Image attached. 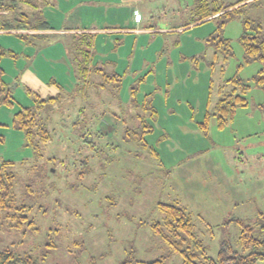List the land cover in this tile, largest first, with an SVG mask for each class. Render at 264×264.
Here are the masks:
<instances>
[{
  "label": "rangeland",
  "instance_id": "obj_1",
  "mask_svg": "<svg viewBox=\"0 0 264 264\" xmlns=\"http://www.w3.org/2000/svg\"><path fill=\"white\" fill-rule=\"evenodd\" d=\"M200 1L214 8L238 0H55L44 10L54 30L154 29L94 38L92 62L121 81L118 89L92 85L87 97L66 96L75 81L68 35L22 40L0 32V47L14 55L0 61L14 103L0 107V158L12 163L13 194L27 218L21 230L3 227L0 249L28 253L39 264H181L152 229L163 221L157 204L184 208L211 258L224 242L239 250V221L262 225L264 91L253 82L261 64L244 62L239 39L244 20L264 33V0L246 1L226 21L175 30L193 21ZM218 38L229 41L226 60L225 47L216 53L209 41ZM235 76L249 86L247 105L223 128L213 116L201 130L220 87ZM58 94L60 102L36 109L50 133L38 157L11 128L12 115L35 107L36 96ZM145 96L155 111L144 115L153 131L142 141L128 138L125 131L137 127L133 116L144 114L130 99Z\"/></svg>",
  "mask_w": 264,
  "mask_h": 264
},
{
  "label": "trees",
  "instance_id": "obj_2",
  "mask_svg": "<svg viewBox=\"0 0 264 264\" xmlns=\"http://www.w3.org/2000/svg\"><path fill=\"white\" fill-rule=\"evenodd\" d=\"M246 1L248 0H238L235 4L214 8H210L207 2L200 1V4L194 8L193 21L175 30L185 29L193 24H202L217 18L226 21L232 17L234 12L244 7L247 4ZM54 2L55 0H0V32L13 34L22 40L29 37H42L44 31L53 30L48 26L44 10L52 7ZM86 30L81 33L67 34L65 52L75 77V84L66 93V96L71 99L80 94L81 97L83 95L87 97V92L92 85L95 89H104L110 85L113 89H118L120 86V75L107 74L102 64L92 62L95 35ZM209 41L213 44L216 53L221 51V45L225 47L224 60L232 56L227 39L218 38L216 41L215 39ZM239 42L243 48L244 62L255 61L261 64V69L253 77V82L264 91V33L261 24L244 20ZM4 56L14 55L0 47V61ZM8 89L4 82V71L0 66V107L12 109L14 103ZM248 89L249 86L238 76L226 80L219 89L220 97L214 104V112L206 113L205 121L200 124L201 130H207L206 122L209 117L216 118L219 128H223L228 122L233 121L236 110L247 105L245 94ZM27 92L30 93V91ZM63 98L60 94L46 98L36 96L35 107H22L12 115L11 128L23 134L24 146L30 148L38 157L41 146L50 140V133L44 122L37 117L36 109L44 106L51 107ZM130 105L144 114L137 112L133 116L137 127L134 132L126 130V137L135 135L136 140L142 141L146 135L153 131L152 127L146 124L144 115L150 111L149 115L153 118L155 111L147 96L141 103L131 97ZM0 126L2 125L0 124ZM78 136L84 137V134L78 132ZM2 140L3 136H0V141ZM11 166V162L3 161L0 158V231L3 227L21 230L27 219L23 215L24 207L16 204L13 194L15 176L10 170ZM156 208L162 214L163 221L154 224L152 229L171 247L173 252L181 256V264H197V260H203V264H257L264 262V216L262 213L257 218V221L262 225L252 226L245 225L241 221L238 222L240 225L239 250L224 242L220 245L215 258H211L206 256L205 247L194 231L192 216L184 208L177 203H161L157 204ZM0 264L39 263L28 253H16L10 248H3L0 249ZM147 264H164V258Z\"/></svg>",
  "mask_w": 264,
  "mask_h": 264
},
{
  "label": "crops",
  "instance_id": "obj_3",
  "mask_svg": "<svg viewBox=\"0 0 264 264\" xmlns=\"http://www.w3.org/2000/svg\"><path fill=\"white\" fill-rule=\"evenodd\" d=\"M89 29V28H86ZM86 29H71V30H52V31H44V33H54V34H60V35H67V34H72V33H81L85 32ZM90 33H93L96 36L98 35H106V34H113V33H142V32H152L154 29L152 28H144V29H94V30H86ZM166 31H171V30H166ZM1 34H8V33H1ZM0 34V35H1ZM61 58L63 59V56L65 54L63 49H60L59 51ZM71 74V72H69ZM21 75V74H20ZM19 75V76H20ZM23 77V76H22ZM21 77V78H22ZM15 79V78H14ZM71 80V78H70ZM75 84L74 81H72V85H68L69 89L72 88V86Z\"/></svg>",
  "mask_w": 264,
  "mask_h": 264
}]
</instances>
